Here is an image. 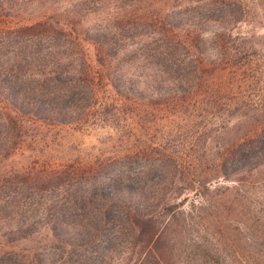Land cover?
I'll return each instance as SVG.
<instances>
[{"label": "trees", "instance_id": "obj_1", "mask_svg": "<svg viewBox=\"0 0 264 264\" xmlns=\"http://www.w3.org/2000/svg\"><path fill=\"white\" fill-rule=\"evenodd\" d=\"M248 9L0 0V237L33 242L22 261L52 251L55 264H88L105 245L107 264H264L263 249L237 247L264 246V121L227 139L234 123L214 121L222 106L239 109L246 79H234H264V62L233 33ZM171 116L208 134L205 169L180 153L196 137L156 129ZM95 127L109 133L93 154L62 140ZM60 149L77 153H50ZM220 176L234 184L212 185Z\"/></svg>", "mask_w": 264, "mask_h": 264}, {"label": "rangeland", "instance_id": "obj_2", "mask_svg": "<svg viewBox=\"0 0 264 264\" xmlns=\"http://www.w3.org/2000/svg\"><path fill=\"white\" fill-rule=\"evenodd\" d=\"M248 3V13L237 23L233 25V33L242 35L245 39L243 40L245 43L241 45V48L247 53L256 54V58L261 62H264V8H259L255 2L252 0H246ZM237 43V41L235 42ZM238 47V45H236ZM249 58H254L253 56H249ZM241 76H245V84L242 85L241 97L242 100L239 101V105L237 106L239 109L234 111L233 109L228 110L225 106H222L219 110V118H216L214 121L219 124L229 125L230 123H234V128L231 127V130L224 133V139L231 138L233 136L240 135L251 129L252 125L256 122L264 121V79L261 80V77L253 79L251 76V71L246 70L239 78L234 79L237 82V85H240ZM226 80H230L228 77H225ZM260 94V96L258 95ZM223 99L230 97L228 93H222ZM259 99H261L259 103ZM170 120H159V124H157L156 129L165 133H172L171 139L176 140H190L192 137H196L197 145L194 147L187 148L182 150L180 153H184L190 157H196L197 161L194 165L190 166L194 169H205L207 167L206 164H203L201 161L204 159V141L208 138V134L206 132H200L199 127L190 128L185 125V121L179 118H174ZM233 128V129H232ZM108 127H95L88 128L82 133H64L62 140L68 141L71 144H79V148H82V152L80 155L85 154H93L97 151V146L101 144L105 140V137L109 133ZM155 129V130H156ZM172 131V132H171ZM226 134V135H225ZM215 138L217 134H209ZM217 141V140H216ZM220 141V140H219ZM25 144V143H23ZM94 147V148H93ZM40 149V148H39ZM45 153V152H43ZM50 153L54 155L57 159L68 158L69 156L76 155V150H71L68 152L67 150H51ZM40 154V153H39ZM16 160V159H15ZM14 160V164L11 166L16 167L22 164L23 159L18 158L16 161ZM17 166V167H18ZM131 175H135V173L141 171L143 169L142 162L139 161L135 164H130ZM159 168V166H157ZM136 176H138L136 174ZM263 177L262 174H256L254 176L255 180H259ZM137 182V181H136ZM229 185L234 184L232 181H227L223 177L217 179V182H212V185ZM136 185V184H135ZM180 193V198H183L187 195V191L185 190ZM193 198V194H190L189 199ZM115 210H120L119 206L114 208ZM113 209V210H114ZM246 243L244 245L237 246L238 249L241 250L249 249V248H260L264 250V246L259 245H248ZM32 241H21L11 248L3 239L0 237V264H29L25 261H22V258L27 255L33 248ZM104 247H101L100 251L95 253L94 259L92 262L88 264H107L105 263L104 257L108 254ZM13 250V251H11ZM51 252H38L36 255L37 263L33 264H55L53 260H51ZM21 256H23L21 258ZM80 264V263H76Z\"/></svg>", "mask_w": 264, "mask_h": 264}]
</instances>
